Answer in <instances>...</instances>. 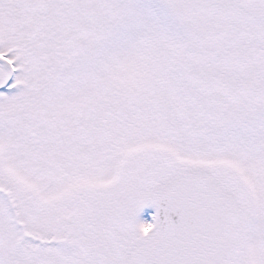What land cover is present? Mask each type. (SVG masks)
<instances>
[{"label":"snow or ice","instance_id":"snow-or-ice-1","mask_svg":"<svg viewBox=\"0 0 264 264\" xmlns=\"http://www.w3.org/2000/svg\"><path fill=\"white\" fill-rule=\"evenodd\" d=\"M0 264H264V0H0Z\"/></svg>","mask_w":264,"mask_h":264},{"label":"rangeland","instance_id":"rangeland-1","mask_svg":"<svg viewBox=\"0 0 264 264\" xmlns=\"http://www.w3.org/2000/svg\"><path fill=\"white\" fill-rule=\"evenodd\" d=\"M144 217L150 219V217L147 216V213L144 214Z\"/></svg>","mask_w":264,"mask_h":264}]
</instances>
